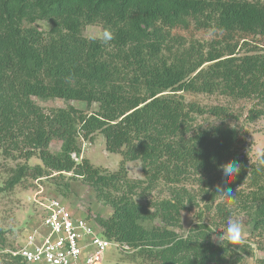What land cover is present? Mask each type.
Instances as JSON below:
<instances>
[{
  "label": "trees",
  "instance_id": "16d2710c",
  "mask_svg": "<svg viewBox=\"0 0 264 264\" xmlns=\"http://www.w3.org/2000/svg\"><path fill=\"white\" fill-rule=\"evenodd\" d=\"M38 20L49 29L36 26ZM90 24L111 29L114 39L88 41L82 31ZM185 95L251 101L246 118L264 117V3L0 0V153L25 160L6 187L28 174H71L111 209L108 216L86 214L100 235L142 263L240 264V251L250 249L214 243L203 212L180 234L181 212L199 203L219 216L241 211L253 232H264V170L250 164L243 132L226 122L233 117L228 105H203ZM33 97L98 108L43 109ZM96 132L108 152L122 157L114 172L75 159L81 139ZM53 141L60 142L57 152L49 149ZM32 157L41 164L30 168ZM135 160L144 179L128 177L126 163ZM232 160L242 165L227 185L234 203L216 193L224 181L219 165ZM158 183L168 198L148 205L134 198ZM1 257L2 264H26Z\"/></svg>",
  "mask_w": 264,
  "mask_h": 264
},
{
  "label": "rangeland",
  "instance_id": "374dc122",
  "mask_svg": "<svg viewBox=\"0 0 264 264\" xmlns=\"http://www.w3.org/2000/svg\"><path fill=\"white\" fill-rule=\"evenodd\" d=\"M264 3V0H258ZM41 30L47 31L49 23L38 20L35 23ZM102 29L99 24L86 25L82 31L86 37L91 31ZM200 37V35H198ZM187 99L196 100L203 105H228L233 112V117L226 122L235 126L243 132L245 138L244 151L248 154L250 164H255L254 154L257 149H264V117L254 120L246 118L247 110L251 107V101L239 100L232 101L223 96L207 95H185ZM33 101L43 109L66 107L72 105L86 113L95 112L98 108L96 103L89 106L85 102L63 99H39L32 98ZM215 122V120H213ZM218 122V121H216ZM81 155L75 158L79 161L86 158L94 166L107 172H114L118 169L121 161L119 153L108 152L105 149L104 137L96 132L88 140L81 139ZM60 147L59 141H53L49 149L51 152H57ZM25 160L20 158H7L0 153V231H2L5 244L0 246V264L1 255L6 251H14L19 248L25 239V236L38 227L42 218L43 204L47 199L59 198L64 200L72 210L88 214L91 218L95 214L108 216L111 209L102 201L95 197L93 189L81 178L73 177L71 174L44 176L34 178L32 174L26 175L20 183L12 188L6 187V182L13 173V169L18 164H24ZM27 164L32 168L36 164H41L40 160L32 157ZM128 177L131 179H144L139 160L126 163ZM190 189L194 190L193 187ZM141 190H137L134 198L142 203L151 204L169 197L167 189L162 183L156 184L153 188L145 190L140 195ZM202 203L195 205L181 212V227L177 229L180 234H185L189 228L198 220L199 212H203L202 219L212 230V235H220L225 229L228 219H238L244 227V247L250 249L248 254L242 253L240 264H264V232H253L252 224L248 216L241 211H234L226 216H219L214 210L203 211ZM216 244H219L218 242ZM241 246V245H239ZM102 264H145L135 257L134 252L127 247L120 245L117 248L106 250L103 256Z\"/></svg>",
  "mask_w": 264,
  "mask_h": 264
},
{
  "label": "built area",
  "instance_id": "2783aa9c",
  "mask_svg": "<svg viewBox=\"0 0 264 264\" xmlns=\"http://www.w3.org/2000/svg\"><path fill=\"white\" fill-rule=\"evenodd\" d=\"M118 246L103 238L86 214L72 210L62 199L50 198L43 204L39 226L19 248L5 252L26 264H102L105 251Z\"/></svg>",
  "mask_w": 264,
  "mask_h": 264
},
{
  "label": "clouds",
  "instance_id": "9594fccd",
  "mask_svg": "<svg viewBox=\"0 0 264 264\" xmlns=\"http://www.w3.org/2000/svg\"><path fill=\"white\" fill-rule=\"evenodd\" d=\"M86 39L90 42H98L102 44H108L114 39V33L109 28H102L100 30L91 31L87 34ZM205 126V125H203ZM207 127V125L205 126ZM254 162L256 165V170L258 172L264 170V149H257L254 154ZM220 170L223 173L224 181L221 185L216 188V193L220 194L225 200H231L235 202V192L232 188L228 187V183L237 176L242 168L239 161L232 160L224 164L219 165ZM220 201L218 203H221ZM187 203V202H186ZM202 222V221H201ZM244 227L242 222L238 219H228L225 225V229L221 231L220 235L217 236L216 233L212 235V240L214 243H219L224 247L225 244L228 246H239L245 243L244 240ZM187 239V236L182 237Z\"/></svg>",
  "mask_w": 264,
  "mask_h": 264
}]
</instances>
